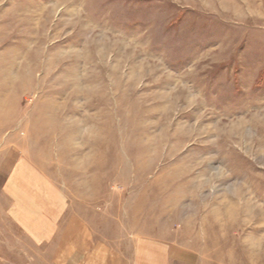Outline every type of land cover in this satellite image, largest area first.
Masks as SVG:
<instances>
[{
    "label": "rangeland",
    "instance_id": "374dc122",
    "mask_svg": "<svg viewBox=\"0 0 264 264\" xmlns=\"http://www.w3.org/2000/svg\"><path fill=\"white\" fill-rule=\"evenodd\" d=\"M20 160L95 244L264 264V0H0V264H84L14 221Z\"/></svg>",
    "mask_w": 264,
    "mask_h": 264
},
{
    "label": "crops",
    "instance_id": "0c3cea01",
    "mask_svg": "<svg viewBox=\"0 0 264 264\" xmlns=\"http://www.w3.org/2000/svg\"><path fill=\"white\" fill-rule=\"evenodd\" d=\"M33 175L27 171L25 162L20 160L5 185L6 192L14 200V221L23 230L38 224V240L64 238L68 249L65 253L83 255L84 264H174L164 243L138 233L125 241L115 236L105 237L98 244L93 243L89 221L71 210L63 190L44 173H38V181H35V176L32 178ZM31 191L38 199L37 209L31 207L30 200L27 203ZM31 215L38 216V223ZM190 261L185 259L177 264H202Z\"/></svg>",
    "mask_w": 264,
    "mask_h": 264
}]
</instances>
